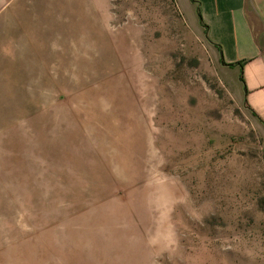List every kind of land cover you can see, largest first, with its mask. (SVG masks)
<instances>
[{
	"label": "rangeland",
	"instance_id": "374dc122",
	"mask_svg": "<svg viewBox=\"0 0 264 264\" xmlns=\"http://www.w3.org/2000/svg\"><path fill=\"white\" fill-rule=\"evenodd\" d=\"M193 2L0 14L39 33L0 30V264L264 257V133Z\"/></svg>",
	"mask_w": 264,
	"mask_h": 264
},
{
	"label": "crops",
	"instance_id": "0c3cea01",
	"mask_svg": "<svg viewBox=\"0 0 264 264\" xmlns=\"http://www.w3.org/2000/svg\"><path fill=\"white\" fill-rule=\"evenodd\" d=\"M13 1L1 6L0 14L11 12L9 8ZM193 4L197 22L219 59L222 58L227 65H234L224 68L237 79L242 65L244 83L239 80L238 85L243 92V101L255 114L264 133V0H194ZM11 13L5 15L9 18ZM4 23L0 22V30L4 26V29H13L11 38L28 40L29 36H39V33L29 32L35 27L12 20ZM236 264H264V257L257 252Z\"/></svg>",
	"mask_w": 264,
	"mask_h": 264
},
{
	"label": "trees",
	"instance_id": "16d2710c",
	"mask_svg": "<svg viewBox=\"0 0 264 264\" xmlns=\"http://www.w3.org/2000/svg\"><path fill=\"white\" fill-rule=\"evenodd\" d=\"M219 61H220L221 65H223V66H228V67H232V66H234V65H227V64H225L222 58H220ZM240 67H241V75H240V77H239V80H240L242 83H244L243 76H242V65H241V64H240ZM245 106H246V105H245ZM251 114H252L253 117H256L255 114H253V113H251Z\"/></svg>",
	"mask_w": 264,
	"mask_h": 264
}]
</instances>
